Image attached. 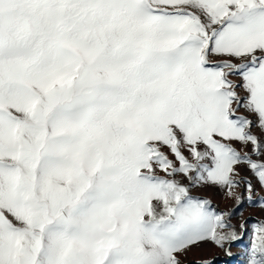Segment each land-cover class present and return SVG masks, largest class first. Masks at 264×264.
Segmentation results:
<instances>
[{"label": "snow or ice", "instance_id": "obj_1", "mask_svg": "<svg viewBox=\"0 0 264 264\" xmlns=\"http://www.w3.org/2000/svg\"><path fill=\"white\" fill-rule=\"evenodd\" d=\"M245 237L264 264V0H0V264Z\"/></svg>", "mask_w": 264, "mask_h": 264}, {"label": "rangeland", "instance_id": "obj_2", "mask_svg": "<svg viewBox=\"0 0 264 264\" xmlns=\"http://www.w3.org/2000/svg\"><path fill=\"white\" fill-rule=\"evenodd\" d=\"M193 195L202 198H208L213 201V206L217 207L218 210H226L233 206V202L225 199L223 194L214 188H203L193 191ZM244 218L249 217H259L260 213L258 208H251L244 206L243 208ZM234 223H239V218L234 220ZM247 237L243 243L233 244L231 251L233 253L232 257H228L224 252L215 247L212 244H204L199 248L193 249L187 258V264H194L198 260H210L213 264H243V248L247 244Z\"/></svg>", "mask_w": 264, "mask_h": 264}]
</instances>
